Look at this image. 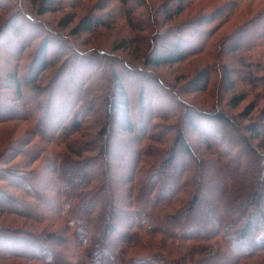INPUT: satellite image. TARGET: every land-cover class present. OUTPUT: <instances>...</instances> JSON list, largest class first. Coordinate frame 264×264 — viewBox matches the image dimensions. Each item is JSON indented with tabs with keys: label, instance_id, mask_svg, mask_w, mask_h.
<instances>
[{
	"label": "trees",
	"instance_id": "16d2710c",
	"mask_svg": "<svg viewBox=\"0 0 264 264\" xmlns=\"http://www.w3.org/2000/svg\"><path fill=\"white\" fill-rule=\"evenodd\" d=\"M9 1L0 0L14 12L0 25V124L25 121L28 133L0 151V214L40 227L0 225V259L264 264V0H216L170 25L194 0H116L127 24L151 30L140 63L72 39L105 26L100 14L67 34L39 17L59 0L33 10ZM247 6L255 13L236 20ZM65 53L70 67L86 64L78 81L53 66ZM198 55L184 85L153 70ZM215 79L209 106L184 97ZM225 90L227 107L249 97L242 117L257 113L229 114Z\"/></svg>",
	"mask_w": 264,
	"mask_h": 264
},
{
	"label": "rangeland",
	"instance_id": "374dc122",
	"mask_svg": "<svg viewBox=\"0 0 264 264\" xmlns=\"http://www.w3.org/2000/svg\"><path fill=\"white\" fill-rule=\"evenodd\" d=\"M29 8H34L33 4H37L41 0H22ZM102 0H59L56 4L54 11L46 12L42 14L41 19L46 21L47 23L57 26L58 29L64 33L69 34L71 29L78 23V21L85 16L87 13L94 12L96 14H100L102 17H106L107 24L103 27H98L92 32L88 33H80L74 35L72 39L81 46L82 49H91V48H102L108 51H113L115 54L121 55L126 59H132L136 63L141 62V56L146 49L148 44V37L150 36L151 30L148 28L145 29H136L131 27L127 22L124 20V17L120 14V8L116 0H110L106 6L102 9H94ZM161 2L163 0H156ZM207 1V2H205ZM216 0H194L190 4V8L184 10L178 16L173 17V19L167 23V25L174 24L179 22L184 18H188L194 16L195 13L199 11V7L201 5L211 6V4ZM12 4L17 3V0H10ZM208 3V5H207ZM33 10V9H32ZM256 11V10H255ZM250 6L243 9L242 16H240L236 20H243L245 17L255 13ZM14 13L11 9H0V25L9 18L10 14ZM65 19H70V22L67 23L65 26H60L58 23L64 21ZM232 26V25H231ZM39 27V26H38ZM36 26V28L38 29ZM224 30V29H223ZM221 30V31H223ZM220 31V32H221ZM57 46V42L51 43L49 53L58 54L55 51ZM60 49V48H59ZM65 56H67L65 58ZM65 56H60L57 62L53 64L55 67H60L67 65L66 67L68 70L66 74H70L71 76H75V81H78L79 78L81 79V73L86 67V64L80 66V64H75L70 67L68 64L70 63V58H68V54L65 53ZM203 64V59L201 56H193L187 58L186 60L171 64V65H162L161 67L153 68L154 72L164 76L169 81H176L179 85L186 84L189 79L193 76L195 68L201 66ZM88 69V68H87ZM50 72V69L44 71L45 75L47 76ZM135 82L132 79H128L125 85L130 87H136ZM217 81L216 79L212 82L209 88L205 91L199 92H187L184 97L188 100L197 104L201 107H207L213 101L217 99L214 95L217 89ZM220 90V88H219ZM222 90V89H221ZM223 100L219 98L220 107H226L229 114L232 116L238 117L241 119L242 122L249 121L253 115L257 113V109L250 114L251 116L242 117L246 105L249 103V97L241 100L235 107L226 106L224 104L226 102L227 90H225ZM222 93V95H223ZM157 94H155V98ZM132 116V115H131ZM134 116V115H133ZM132 116V118H134ZM138 116H135L137 120ZM115 119L118 122L119 126L123 125V118L120 112H116ZM171 121H174L172 119ZM121 127H117V130ZM188 140L190 142L197 143L198 139H201L196 132L188 131ZM28 133V124L25 121H6L0 124V151L3 150L7 145H13L14 140L19 136H24ZM121 134L115 133L112 137L111 145L113 148L116 147L117 153L115 156L122 157L125 154L123 148L120 145V137ZM211 139L213 137H210ZM118 139V140H117ZM14 158H17L12 154ZM120 172V171H119ZM125 172V171H124ZM124 174V173H123ZM122 220L120 223H123ZM0 225H7L11 227H23L26 229L36 230L39 229L40 225L38 223L31 222L30 220L24 218H14L13 216H7L4 214H0ZM0 264H23L19 260L14 259H0Z\"/></svg>",
	"mask_w": 264,
	"mask_h": 264
}]
</instances>
